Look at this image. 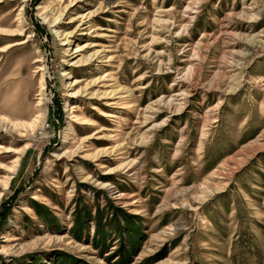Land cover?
Segmentation results:
<instances>
[{
    "label": "rangeland",
    "instance_id": "rangeland-1",
    "mask_svg": "<svg viewBox=\"0 0 264 264\" xmlns=\"http://www.w3.org/2000/svg\"><path fill=\"white\" fill-rule=\"evenodd\" d=\"M128 241L264 264V0H0V264Z\"/></svg>",
    "mask_w": 264,
    "mask_h": 264
},
{
    "label": "trees",
    "instance_id": "trees-1",
    "mask_svg": "<svg viewBox=\"0 0 264 264\" xmlns=\"http://www.w3.org/2000/svg\"><path fill=\"white\" fill-rule=\"evenodd\" d=\"M88 215V214H87ZM97 221V220H96ZM77 226H80L82 223L77 222ZM99 246H101L102 240H99ZM136 247L133 245L132 242L128 241L126 242V245L118 246V249L115 250V255H117L113 261H111V264H128L131 261V257L135 254Z\"/></svg>",
    "mask_w": 264,
    "mask_h": 264
}]
</instances>
